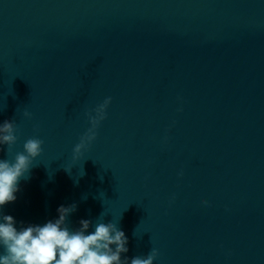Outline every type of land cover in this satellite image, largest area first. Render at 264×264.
<instances>
[{
	"label": "clouds",
	"instance_id": "9594fccd",
	"mask_svg": "<svg viewBox=\"0 0 264 264\" xmlns=\"http://www.w3.org/2000/svg\"><path fill=\"white\" fill-rule=\"evenodd\" d=\"M111 101L112 98L107 97L94 109L85 112L91 127L74 146L73 159H80L96 139L97 128L106 118V109ZM178 111H182V108ZM23 117L31 120L32 113L24 110ZM33 130L38 132L39 125H34ZM18 133L15 120L0 124V146H7V154L17 143ZM43 144L44 141L38 136L30 137L24 142L23 151L17 152L13 160L0 159V209L16 200L18 182L21 178H28L33 161L43 152ZM178 175L182 177L183 171ZM76 209V204L67 207L61 205L57 209L58 219L49 220L43 225L24 226L21 222L19 229L13 216L0 213V248L3 249L0 264H128L127 257L121 259V254L128 252L125 233L116 224L101 221L96 223L94 232L85 234L91 224L86 219H81L80 228L72 231L66 218ZM159 255V250L153 247L146 256L133 257L131 264H154Z\"/></svg>",
	"mask_w": 264,
	"mask_h": 264
}]
</instances>
